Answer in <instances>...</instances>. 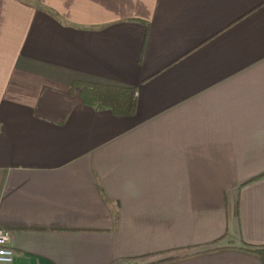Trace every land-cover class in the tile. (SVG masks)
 <instances>
[{
    "label": "crops",
    "instance_id": "1",
    "mask_svg": "<svg viewBox=\"0 0 264 264\" xmlns=\"http://www.w3.org/2000/svg\"><path fill=\"white\" fill-rule=\"evenodd\" d=\"M0 228L10 264H264V0H0Z\"/></svg>",
    "mask_w": 264,
    "mask_h": 264
},
{
    "label": "trees",
    "instance_id": "2",
    "mask_svg": "<svg viewBox=\"0 0 264 264\" xmlns=\"http://www.w3.org/2000/svg\"><path fill=\"white\" fill-rule=\"evenodd\" d=\"M77 90L84 105L95 107L98 110L107 108L115 115L127 116L135 111L136 92L131 88H120L117 85H108L106 83L98 84L94 82L83 83L74 82L70 92ZM262 255L263 251H257Z\"/></svg>",
    "mask_w": 264,
    "mask_h": 264
},
{
    "label": "built area",
    "instance_id": "3",
    "mask_svg": "<svg viewBox=\"0 0 264 264\" xmlns=\"http://www.w3.org/2000/svg\"><path fill=\"white\" fill-rule=\"evenodd\" d=\"M11 234L6 229L0 228V264L13 263L15 251L10 246Z\"/></svg>",
    "mask_w": 264,
    "mask_h": 264
}]
</instances>
